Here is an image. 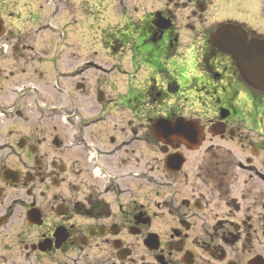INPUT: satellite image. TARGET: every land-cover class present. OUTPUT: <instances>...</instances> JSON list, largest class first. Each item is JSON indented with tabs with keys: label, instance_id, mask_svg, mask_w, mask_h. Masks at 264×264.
I'll list each match as a JSON object with an SVG mask.
<instances>
[{
	"label": "flooded vegetation",
	"instance_id": "flooded-vegetation-1",
	"mask_svg": "<svg viewBox=\"0 0 264 264\" xmlns=\"http://www.w3.org/2000/svg\"><path fill=\"white\" fill-rule=\"evenodd\" d=\"M85 1L0 0V264H264L256 0H112L108 68Z\"/></svg>",
	"mask_w": 264,
	"mask_h": 264
},
{
	"label": "rangeland",
	"instance_id": "rangeland-1",
	"mask_svg": "<svg viewBox=\"0 0 264 264\" xmlns=\"http://www.w3.org/2000/svg\"><path fill=\"white\" fill-rule=\"evenodd\" d=\"M112 0L100 1H88L86 0V6H92L89 10L87 9L84 19L80 22V30L76 35L73 34L71 41L77 45L78 53L81 57H89L95 52H98L101 57L102 66H112L113 53L108 51L107 41L110 39L108 36L110 30L113 28V20L109 17L111 12ZM107 4V8L103 9L99 5L104 6ZM252 8H243L238 17L244 22L258 27L264 28V18L262 16V1H255L252 3ZM88 8V7H87ZM93 16V17H91ZM92 18H97L93 23ZM72 28H77V25L72 24ZM105 30V31H101ZM102 32V34H101ZM107 61H110L109 63ZM113 81V76L111 77Z\"/></svg>",
	"mask_w": 264,
	"mask_h": 264
},
{
	"label": "water",
	"instance_id": "water-1",
	"mask_svg": "<svg viewBox=\"0 0 264 264\" xmlns=\"http://www.w3.org/2000/svg\"><path fill=\"white\" fill-rule=\"evenodd\" d=\"M220 29L215 35L218 38L215 45L234 55L235 59L241 64L244 79L250 85H261L264 88V41H246L232 47L225 43V41H222L227 36L225 33H222V30L227 29V27Z\"/></svg>",
	"mask_w": 264,
	"mask_h": 264
}]
</instances>
